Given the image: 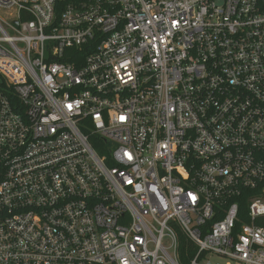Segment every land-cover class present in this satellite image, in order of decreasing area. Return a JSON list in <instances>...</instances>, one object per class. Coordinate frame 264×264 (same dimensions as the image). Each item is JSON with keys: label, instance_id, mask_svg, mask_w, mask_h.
I'll list each match as a JSON object with an SVG mask.
<instances>
[{"label": "built area", "instance_id": "obj_1", "mask_svg": "<svg viewBox=\"0 0 264 264\" xmlns=\"http://www.w3.org/2000/svg\"><path fill=\"white\" fill-rule=\"evenodd\" d=\"M0 264H264V0H0Z\"/></svg>", "mask_w": 264, "mask_h": 264}, {"label": "rangeland", "instance_id": "obj_2", "mask_svg": "<svg viewBox=\"0 0 264 264\" xmlns=\"http://www.w3.org/2000/svg\"><path fill=\"white\" fill-rule=\"evenodd\" d=\"M212 261L214 262H223V260L221 259H218L216 256L212 255L211 258H210Z\"/></svg>", "mask_w": 264, "mask_h": 264}, {"label": "trees", "instance_id": "obj_3", "mask_svg": "<svg viewBox=\"0 0 264 264\" xmlns=\"http://www.w3.org/2000/svg\"><path fill=\"white\" fill-rule=\"evenodd\" d=\"M242 206H243V207H242V211H243V210H244V207H245V204H242Z\"/></svg>", "mask_w": 264, "mask_h": 264}]
</instances>
